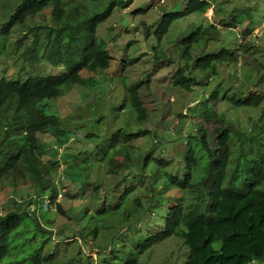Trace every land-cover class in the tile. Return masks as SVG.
I'll return each mask as SVG.
<instances>
[{"label": "trees", "instance_id": "trees-1", "mask_svg": "<svg viewBox=\"0 0 264 264\" xmlns=\"http://www.w3.org/2000/svg\"><path fill=\"white\" fill-rule=\"evenodd\" d=\"M99 1L102 3L97 5ZM125 3L119 1L120 6ZM116 4L115 0H0L4 7L0 36L7 41L13 30L22 29L9 44L15 49L30 37L16 54L18 73L0 75V187L6 182L17 187L19 180H28L26 196L11 198L8 210L0 213V264H50L54 260L53 254L42 255L51 234L46 225L51 218L45 215L43 223L35 210L30 211V205L36 208L45 194L50 196V205L55 202L61 189L55 182L58 146L64 147L68 165L62 183L67 180L72 185L71 191L63 192L64 198H85L86 173L96 162L103 160L106 172L117 177L99 207L87 217L89 229L79 232L92 238L91 245L96 248L100 229H112L110 251H100L97 264H142L139 260L145 251L171 237L181 238L186 247V258L180 264H264V89L246 95L220 96L218 91L203 95L202 123L195 126L188 122L194 131L188 136L178 132L173 141L154 138L146 150L136 149L132 140L148 130L120 128L110 136L105 149L91 143L90 130H82V136L68 131V137L78 135L75 143L56 141L48 158L41 151L39 134L62 132L45 102L84 83V70L91 74L109 66L111 56L97 36V27ZM210 5L209 0H187L180 12L164 13L156 26V39L160 41L176 19L203 12ZM44 14L48 21L31 22ZM216 36V25L200 24L182 37L184 64L175 70L173 85L191 89L197 79L190 68L217 76L219 65L236 61L230 48L205 50ZM44 62L65 69L43 74ZM26 63L37 66L36 71L23 74ZM140 83L142 80L125 83L123 97L128 101L127 112L141 123L146 110L138 95ZM213 100L235 108L260 106L262 111L251 119L257 120L249 131L214 109ZM178 143H183L184 149L169 159L152 154L157 148L166 151ZM100 184L97 181L96 188ZM137 189L140 194L135 193ZM171 190L177 194H170ZM50 205L47 203L45 213H65L62 202H57L54 210Z\"/></svg>", "mask_w": 264, "mask_h": 264}, {"label": "rangeland", "instance_id": "rangeland-1", "mask_svg": "<svg viewBox=\"0 0 264 264\" xmlns=\"http://www.w3.org/2000/svg\"><path fill=\"white\" fill-rule=\"evenodd\" d=\"M115 1L117 4L110 16L97 27V36L105 43L111 56L109 66L91 74L84 70L81 73L84 83L74 85L64 95L45 102L51 118L59 121L58 127L62 130L39 134L41 151L46 158L51 149L57 147L56 141L66 139L67 142L75 143L78 135L74 132L82 136V130H90L91 143L96 142L105 149L110 136L120 128L130 132L146 129L147 134L132 140L136 149L146 150L150 148L154 138L173 141L178 138V132L188 136L194 131L196 128L191 129L188 122L195 126L202 123L203 95L208 97L212 91H218L220 96L246 95L250 91L264 89V0H209L211 5L205 11L193 12L176 19L160 41L156 39L155 30L163 14L180 12L187 0H131L127 4L126 0H122L125 3L123 6L119 5L121 0ZM101 3L99 1L97 5ZM3 8L0 7V23ZM248 10L250 12L246 15ZM30 20L33 24H38L49 19L44 14ZM200 24H213L218 30V36L206 44V51H218L227 47L235 51L237 59L235 62L219 65L217 76L199 68H190L189 72L196 77L197 83L191 89H184L173 85L171 79L178 65L184 64L180 56L182 37ZM21 32L23 30L20 28L13 30L7 41L0 36V75L12 76L19 71L20 59L16 54L22 51L30 37L24 39L17 49L9 44ZM5 44L8 49H5ZM24 68L22 73L30 74L36 71L37 66L26 63ZM64 69L44 62L41 73L54 74ZM137 80H142L138 86V95L146 110V119L141 123L136 120L135 114L127 112L128 101L123 97L124 84ZM122 102H125V107L119 108ZM211 103L214 109L223 111L228 120L243 129L249 128V131L257 120L251 119L262 111L260 106L235 108L225 101L213 100ZM68 131H74V134L68 137ZM57 148L55 182L59 183L61 189L55 202L50 205V196L45 194L38 199L36 208L33 203L30 205V211L35 210L43 223H46L45 215L51 218L46 223L50 226L51 234L47 237L42 255H54L50 264H65L67 260H70L68 264H97L99 252L86 247L87 241L93 242L92 238H85L81 233L89 229L87 217L99 207L104 192H108L107 188L113 185L117 177L106 172L103 160L96 162L86 173L89 184L82 190L85 198H64L63 192L71 191L72 185L67 180L62 183L68 173V165L63 155L64 147ZM183 149L184 144L178 143L166 151L157 148L152 154L169 159ZM97 181L101 184L96 188ZM27 182L28 180H19L17 187L6 182L0 187V213L8 210L11 198L26 196ZM140 192L135 190L137 194ZM176 192L171 190L169 193L177 194ZM57 202H62L65 213L44 212L48 208L47 203L50 205L49 209L54 210ZM82 227L84 230H81ZM139 227L144 229L142 225ZM111 230L106 227L100 229L94 241L97 249L101 248L100 250L109 253L113 243L109 234ZM105 246L107 248L104 249ZM186 255L182 239L171 237L145 251L139 261L142 264H180Z\"/></svg>", "mask_w": 264, "mask_h": 264}, {"label": "water", "instance_id": "water-1", "mask_svg": "<svg viewBox=\"0 0 264 264\" xmlns=\"http://www.w3.org/2000/svg\"><path fill=\"white\" fill-rule=\"evenodd\" d=\"M252 125H253V124H252ZM251 130H252V127H251L250 131H251ZM87 245L89 246V248H90L91 250L95 251L96 253L102 251V250H100V249L94 248V247L91 245V243H90L89 241H87ZM110 248H111V246H110ZM105 252H106V251H105Z\"/></svg>", "mask_w": 264, "mask_h": 264}]
</instances>
